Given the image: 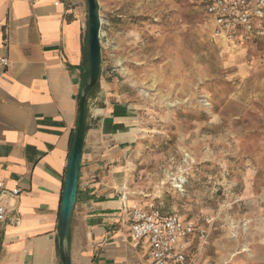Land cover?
I'll return each mask as SVG.
<instances>
[{"label":"rangeland","instance_id":"rangeland-1","mask_svg":"<svg viewBox=\"0 0 264 264\" xmlns=\"http://www.w3.org/2000/svg\"><path fill=\"white\" fill-rule=\"evenodd\" d=\"M98 4L102 66L137 114L129 199L205 225L200 264H264V27L217 36L203 0Z\"/></svg>","mask_w":264,"mask_h":264},{"label":"crops","instance_id":"crops-1","mask_svg":"<svg viewBox=\"0 0 264 264\" xmlns=\"http://www.w3.org/2000/svg\"><path fill=\"white\" fill-rule=\"evenodd\" d=\"M88 57L87 0H0V60L10 61L8 68L0 63V177L8 192L0 264H63L57 231ZM128 92L102 66L99 87L87 99L66 241L72 264L150 260L148 246L132 241L125 212V205L149 209L129 199L123 177V159L139 136Z\"/></svg>","mask_w":264,"mask_h":264},{"label":"built area","instance_id":"built-area-1","mask_svg":"<svg viewBox=\"0 0 264 264\" xmlns=\"http://www.w3.org/2000/svg\"><path fill=\"white\" fill-rule=\"evenodd\" d=\"M206 17L212 22L214 33L230 40L239 36H259L264 27V0H203ZM0 63L8 68L10 61ZM14 190L12 196H17ZM8 195L0 177V224L7 220V207L3 203ZM130 223V236L134 243L148 246V264H199V257L208 240V229L192 219L177 214H164L159 210L125 205Z\"/></svg>","mask_w":264,"mask_h":264},{"label":"water","instance_id":"water-1","mask_svg":"<svg viewBox=\"0 0 264 264\" xmlns=\"http://www.w3.org/2000/svg\"><path fill=\"white\" fill-rule=\"evenodd\" d=\"M87 3L89 18V79L84 83L83 92L79 98L76 134L67 166L66 184L57 231L60 257L63 264H72L66 251V241L77 202L81 160L87 131V99L92 89L99 83L102 72V21L99 4L98 0H87Z\"/></svg>","mask_w":264,"mask_h":264},{"label":"trees","instance_id":"trees-1","mask_svg":"<svg viewBox=\"0 0 264 264\" xmlns=\"http://www.w3.org/2000/svg\"><path fill=\"white\" fill-rule=\"evenodd\" d=\"M98 87H99V83L92 89L89 95H91Z\"/></svg>","mask_w":264,"mask_h":264}]
</instances>
